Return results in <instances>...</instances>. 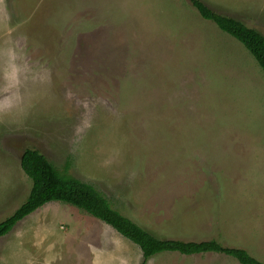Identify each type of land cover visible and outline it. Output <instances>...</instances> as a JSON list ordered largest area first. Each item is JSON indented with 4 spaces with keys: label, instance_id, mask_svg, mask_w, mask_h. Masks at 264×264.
Masks as SVG:
<instances>
[{
    "label": "rangeland",
    "instance_id": "1",
    "mask_svg": "<svg viewBox=\"0 0 264 264\" xmlns=\"http://www.w3.org/2000/svg\"><path fill=\"white\" fill-rule=\"evenodd\" d=\"M203 1L264 34V0ZM28 147L158 238L216 239L264 264V71L191 0H0V222L32 188ZM142 260L59 200L0 237V264ZM147 264L241 263L164 251Z\"/></svg>",
    "mask_w": 264,
    "mask_h": 264
},
{
    "label": "trees",
    "instance_id": "2",
    "mask_svg": "<svg viewBox=\"0 0 264 264\" xmlns=\"http://www.w3.org/2000/svg\"><path fill=\"white\" fill-rule=\"evenodd\" d=\"M191 2L203 18L214 22L221 30L243 44L264 71V34L235 17L215 11L203 0ZM21 167L32 179L33 185L25 202L0 222V237L11 232L18 221L46 202L59 200L85 210L139 245L143 254L141 264H147L152 256L164 251L186 255L216 252L232 256L241 264H263L246 249L225 246L216 239L186 241L156 237L114 208L108 198L93 184L59 171L47 156L36 148L28 147L24 150Z\"/></svg>",
    "mask_w": 264,
    "mask_h": 264
},
{
    "label": "crops",
    "instance_id": "3",
    "mask_svg": "<svg viewBox=\"0 0 264 264\" xmlns=\"http://www.w3.org/2000/svg\"><path fill=\"white\" fill-rule=\"evenodd\" d=\"M127 259L129 260L130 258L129 257H127ZM128 262V261H127Z\"/></svg>",
    "mask_w": 264,
    "mask_h": 264
}]
</instances>
